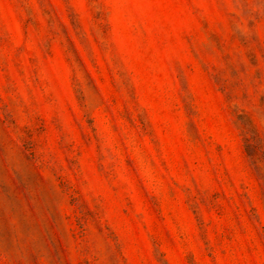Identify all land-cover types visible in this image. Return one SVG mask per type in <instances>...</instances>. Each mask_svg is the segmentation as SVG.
I'll return each instance as SVG.
<instances>
[{
	"label": "rangeland",
	"instance_id": "rangeland-1",
	"mask_svg": "<svg viewBox=\"0 0 264 264\" xmlns=\"http://www.w3.org/2000/svg\"><path fill=\"white\" fill-rule=\"evenodd\" d=\"M0 264H264V0H0Z\"/></svg>",
	"mask_w": 264,
	"mask_h": 264
}]
</instances>
